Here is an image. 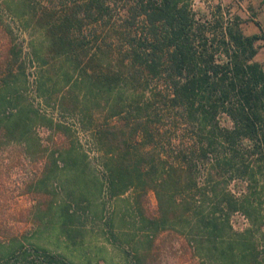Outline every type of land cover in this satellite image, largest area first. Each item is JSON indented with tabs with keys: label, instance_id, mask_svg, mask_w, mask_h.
Wrapping results in <instances>:
<instances>
[{
	"label": "trees",
	"instance_id": "obj_1",
	"mask_svg": "<svg viewBox=\"0 0 264 264\" xmlns=\"http://www.w3.org/2000/svg\"><path fill=\"white\" fill-rule=\"evenodd\" d=\"M1 4L37 30L48 58L67 62V110L77 108L92 125L109 196L128 187L151 190L158 220L148 218L149 224L179 221L197 250L201 245L224 263L249 264L255 248L264 261V181L256 179L264 177V60H253L258 34L246 35L229 20L211 22L190 0ZM94 107L100 120L92 117ZM38 119L29 104L0 113V147L32 146ZM232 179L241 186L236 193L228 187ZM233 214L247 225L234 229ZM11 245L0 264H74L19 238Z\"/></svg>",
	"mask_w": 264,
	"mask_h": 264
},
{
	"label": "rangeland",
	"instance_id": "obj_2",
	"mask_svg": "<svg viewBox=\"0 0 264 264\" xmlns=\"http://www.w3.org/2000/svg\"><path fill=\"white\" fill-rule=\"evenodd\" d=\"M190 2L200 3L211 22L229 20L246 35L258 34L253 60L263 63L264 0ZM3 6L0 113L29 104L41 119L32 128V146L0 147V257L14 247L15 237L74 264H230L200 249L201 245L197 250L179 221L149 224L148 218L158 220L151 190L128 187L121 194L108 195L92 125L80 119L77 108L67 110V62L63 57L48 58L44 48L40 50L43 39L37 30L26 28ZM41 57L50 60L43 63ZM93 110L92 117L100 120V108ZM256 179L259 185L264 181L263 176ZM228 183L231 191H239L233 179ZM230 221L234 229L247 225L237 214ZM260 235L258 247L263 245ZM256 253L257 248L249 264H264Z\"/></svg>",
	"mask_w": 264,
	"mask_h": 264
}]
</instances>
